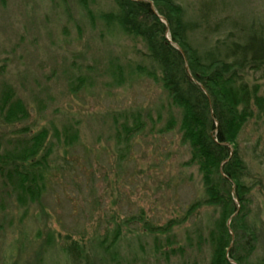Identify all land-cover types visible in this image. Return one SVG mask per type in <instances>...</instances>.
I'll return each instance as SVG.
<instances>
[{"label":"rangeland","instance_id":"rangeland-1","mask_svg":"<svg viewBox=\"0 0 264 264\" xmlns=\"http://www.w3.org/2000/svg\"><path fill=\"white\" fill-rule=\"evenodd\" d=\"M203 1L218 5L211 20L223 30L264 22V0H175L194 20ZM114 9L111 0H0V106L11 94L25 109L14 123L0 117V151L43 129L50 151L35 201L8 193L0 178V264L209 261L210 247L191 234L217 213L202 207L181 222L203 185L196 166H184L190 153L178 126L159 132L180 110L142 72L151 68L147 49L110 21ZM261 75L254 78L264 85ZM138 113L144 124L130 133ZM238 139L252 187L246 209L264 236V122L250 120ZM144 221L165 231L155 237ZM259 239L248 264L264 254Z\"/></svg>","mask_w":264,"mask_h":264},{"label":"trees","instance_id":"trees-1","mask_svg":"<svg viewBox=\"0 0 264 264\" xmlns=\"http://www.w3.org/2000/svg\"><path fill=\"white\" fill-rule=\"evenodd\" d=\"M111 1L115 9L107 17L141 39L151 62V68L143 67L142 72L157 80L170 104L180 110L179 119L171 116L159 132L178 126L190 153L184 166H196L203 185V197L188 206L181 222L202 207H213L216 217L191 234L210 247L207 264H248L256 242L264 236L246 209L252 187L244 182L250 171L238 138L250 120L264 122V85L254 78L259 72L264 79V22L241 28L233 24L235 28L223 30L225 22L211 20L220 12L211 1L201 2L196 20L175 0ZM211 35L215 37L209 42ZM0 107L3 123L20 121L25 115L24 106L11 94L4 95ZM136 117L128 127L130 133L144 124L141 113ZM47 135L44 129L25 138L21 135L11 140L8 151H0V178L8 193L35 201L43 192L50 153ZM144 226L155 237L165 231L148 221ZM120 234L119 228L113 230L112 246ZM156 242V250L162 251L164 242L157 238ZM254 264H264V254Z\"/></svg>","mask_w":264,"mask_h":264},{"label":"water","instance_id":"water-1","mask_svg":"<svg viewBox=\"0 0 264 264\" xmlns=\"http://www.w3.org/2000/svg\"><path fill=\"white\" fill-rule=\"evenodd\" d=\"M163 19V18H162ZM178 50L182 53V55H183V52H182V49L179 47L178 48ZM187 67V69H188V66H186ZM229 224V221H228V223H227V225Z\"/></svg>","mask_w":264,"mask_h":264}]
</instances>
